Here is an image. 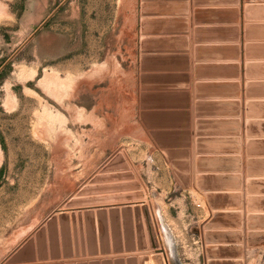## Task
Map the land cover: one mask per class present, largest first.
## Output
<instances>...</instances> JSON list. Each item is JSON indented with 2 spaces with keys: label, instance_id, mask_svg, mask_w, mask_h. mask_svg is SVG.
<instances>
[{
  "label": "rangeland",
  "instance_id": "rangeland-1",
  "mask_svg": "<svg viewBox=\"0 0 264 264\" xmlns=\"http://www.w3.org/2000/svg\"><path fill=\"white\" fill-rule=\"evenodd\" d=\"M263 47L264 0H0V264H159L162 250L169 264H223L209 259L225 234L233 264H264V215L247 209L243 239L238 211L240 78L258 104ZM219 49L233 69L224 100L204 79ZM218 104L234 115L223 157L210 151ZM221 160L228 177L210 174ZM226 178L237 192L216 191ZM227 196L237 207L220 206ZM225 216L238 217L231 232Z\"/></svg>",
  "mask_w": 264,
  "mask_h": 264
},
{
  "label": "crops",
  "instance_id": "crops-1",
  "mask_svg": "<svg viewBox=\"0 0 264 264\" xmlns=\"http://www.w3.org/2000/svg\"><path fill=\"white\" fill-rule=\"evenodd\" d=\"M242 38H243V32H242ZM222 42L223 41L217 42V44L219 43L222 44ZM244 43L245 41L244 39H242L241 41L242 48H243ZM219 50H218L219 52L216 53V55H214L215 57L220 59V62H216V63L224 66L225 70L222 68V66H220L218 70L211 69L209 70V72L208 70H206V74H204V79L212 81V82H217V85H219L217 89L215 90L213 89L211 91L209 96L219 97L218 98L219 100H224L232 96L231 89L227 87L226 82L230 81L231 76L233 75L232 74L233 69L231 67L228 68V63L230 62V61L228 62V60H230L231 55L228 53L226 55V52L222 51V49H219ZM258 54H259L258 55L259 57L258 65L255 68H253L251 72V77L253 78L251 80L256 81L258 83L257 85H254L252 87L253 90L251 91L252 92L251 94L254 97V100H257L258 104H253L251 107L250 106L248 107L245 105V102L249 100V99H246L245 83L249 82V79H247L245 68H242L241 78H240L241 83H242L241 101L243 103L242 114L240 117L242 120L241 138H242V145H243V148L241 151V156L243 160L242 170H241L243 179H242L241 187H240V190H238L237 186H235V183L232 182L231 180H228V178H226V180H224L225 182L223 183L215 184V187H214L217 192H223L225 194H229L235 191L237 192V190L238 192L241 193L242 195L241 202H240L241 205H239L240 209L238 211H240L241 213L240 218L243 224V228H242L243 239H245V235L247 232V223H248L247 215L249 214L247 209L251 207L253 210H256L259 212L261 211L264 215V198H260V199L258 198L252 201L249 206L247 202L248 200L247 198L249 196L248 190H250L251 193H253V195L257 197L264 196V47L262 48V50H260ZM214 56H212V52H211L209 60L212 61ZM206 62L213 64L210 61H206ZM246 62L247 61L244 57V52H242L241 53V63L244 65ZM249 109L251 110V114H253L252 119L256 121L254 122V124H251V125L246 124V122L249 120V118L246 115V112H248ZM209 112L211 113L209 117L211 121V126L209 128L211 137L217 138L215 142L214 141L210 142L214 144L211 146L210 151L211 152L216 151L218 152L217 154L223 157V155H228L227 153H230V148L228 146L230 145V143H228L227 140L225 141L224 138H229L233 135L231 134V129H230L231 127H229L226 124V120L228 118H233L234 116L233 111H232V108H230L229 106H226L225 104H218L215 108L214 106L211 107L209 109ZM248 132L250 135L254 136L255 142H253L252 144L251 154L253 158L258 161L257 163L251 165V168H252L251 173L253 175V178L258 179V182H255L251 185H248L247 183L248 178H250L249 175L247 174L248 169H247V164H246V161L250 159V157L247 156V148H246V140H248V137H247ZM223 161H226V160H221V163L211 168L210 170L212 171L215 170V173L211 171L210 174H220L226 177L230 176V174L232 173L231 165ZM260 179L261 181H259ZM219 204H221L220 206L225 209L226 208L232 209V208L237 207V205H235V198L234 197L231 198L229 196L225 197V200L223 202H219ZM212 211L214 212V210ZM209 215H210V212L208 211L205 215L202 216V218H206ZM220 224L221 226L224 227L226 231L229 230V232H231L234 230V225L239 224L238 217L237 216H234V217L225 216L223 217V220L220 222ZM255 224L264 225V217H262V219L259 220ZM236 240L237 239L235 238L234 235H231V234L223 235L221 237V241H224L223 243L225 244V246H229V248H226L225 250H223V252L220 253L219 255H218V252L214 253L213 257L215 258L209 259V261L223 260L225 262L223 264H233V262L236 260L238 256L237 250L234 248V246L236 247L238 245ZM201 256H202V253H201ZM246 258H248V256ZM146 264H153V261L148 260ZM183 264H186V263L183 262ZM197 264H203V260L202 259L198 260Z\"/></svg>",
  "mask_w": 264,
  "mask_h": 264
},
{
  "label": "water",
  "instance_id": "water-1",
  "mask_svg": "<svg viewBox=\"0 0 264 264\" xmlns=\"http://www.w3.org/2000/svg\"><path fill=\"white\" fill-rule=\"evenodd\" d=\"M162 252L164 253V261L162 260L161 257H158V258L156 257L157 260L159 261V264H164V263L169 264L167 256L165 255V250H162ZM171 264H180V263H179V261L177 262V261L172 260Z\"/></svg>",
  "mask_w": 264,
  "mask_h": 264
}]
</instances>
